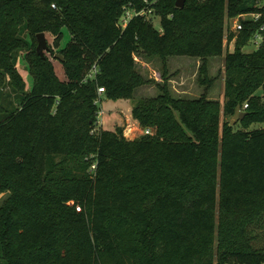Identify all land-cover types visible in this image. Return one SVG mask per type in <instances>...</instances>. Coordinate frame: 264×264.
I'll use <instances>...</instances> for the list:
<instances>
[{"label":"trees","instance_id":"trees-1","mask_svg":"<svg viewBox=\"0 0 264 264\" xmlns=\"http://www.w3.org/2000/svg\"><path fill=\"white\" fill-rule=\"evenodd\" d=\"M257 1L0 0L1 264H264V45L243 49L264 25ZM127 8L146 13L123 27ZM259 11L230 31L228 18ZM226 29L224 115L246 112L234 125L208 96ZM41 32L65 81L37 51ZM137 55L162 59L164 83L132 111L154 134L130 139L99 125V99L134 100L150 82ZM175 56L201 58L200 97L172 94Z\"/></svg>","mask_w":264,"mask_h":264},{"label":"rangeland","instance_id":"rangeland-1","mask_svg":"<svg viewBox=\"0 0 264 264\" xmlns=\"http://www.w3.org/2000/svg\"><path fill=\"white\" fill-rule=\"evenodd\" d=\"M236 17L228 18L227 25H229V29L231 32H236L234 29L236 23ZM154 24L160 28V18L157 16H153ZM228 28V27H227ZM229 31L225 30V48L222 56L211 57L208 60V71L211 77H215L216 81L213 84L210 92L208 93L209 98L213 100H219L222 103V111H221V120L222 123L224 121L232 122L233 117L224 115V102H225V68H226V53L228 51H233L235 49V39L232 42H229ZM49 44H53V38L51 35H48ZM71 39V34L68 27L64 28V37L61 42V47H65ZM51 46V45H50ZM253 43L249 42L247 46H244V51H253L256 49ZM51 56V60L54 63L55 72L60 77L62 81L66 80V69L64 67L63 62L58 59L55 54L51 55L50 52H46ZM59 53V52H57ZM137 62V68L142 73V75L150 80L149 83L139 87L136 90V94L133 99H108L104 98L103 102L100 103V108L102 112H99L98 120L99 125L104 129L116 130L117 128H121L124 131V135L127 138H137L143 134H154V130L151 128H145L141 126V124L134 118L132 111L135 105V100L140 98H150L158 96L160 93L159 84L164 83L162 79L163 74V62L159 56H142L137 55L135 57ZM202 60L199 57H189V56H175L168 58L169 64V81L168 84L170 89L174 92L172 94L175 97H190L195 98L199 97L204 92V85H201L198 77L200 73V66L202 64ZM19 69V67H18ZM20 70L26 80L27 89H31L34 87L35 82L33 76L30 74L29 69L27 68V64L24 59L21 57L20 59ZM19 70V71H20ZM20 71V72H21ZM179 89L181 93H177L175 89ZM6 91H10L6 89ZM184 91V92H183ZM7 103V102H6ZM150 132H147V130ZM11 195V190H1L0 191V209L5 205L9 196ZM1 250V247H0ZM1 264V263H0Z\"/></svg>","mask_w":264,"mask_h":264},{"label":"built area","instance_id":"built-area-1","mask_svg":"<svg viewBox=\"0 0 264 264\" xmlns=\"http://www.w3.org/2000/svg\"><path fill=\"white\" fill-rule=\"evenodd\" d=\"M257 5H260L262 8H264V0H258L257 1ZM146 11L142 10V11H135V10H131L129 8L126 9V11L123 13L121 19H120V24L125 27L127 26V24L129 23V21L137 15H143L145 14ZM262 12H250V13H242L239 14L236 18V23L234 26V29L236 30V32H240L245 28V21L247 20H252L254 22H257L260 20V18L262 17ZM229 31V29H228ZM251 43H253L256 47V49H259L262 45H264V25H262V27H260V29H258L253 37L250 40ZM255 49V50H256ZM97 68H94V70L91 72L90 76H93L94 73H96ZM105 92V88L100 87L99 88V93L102 95ZM101 102V98L99 99V103ZM248 107V104L245 105V108ZM102 112V111H100ZM147 132H150V130L148 129ZM95 167V166H94Z\"/></svg>","mask_w":264,"mask_h":264},{"label":"water","instance_id":"water-1","mask_svg":"<svg viewBox=\"0 0 264 264\" xmlns=\"http://www.w3.org/2000/svg\"><path fill=\"white\" fill-rule=\"evenodd\" d=\"M186 4V0H177L176 5L177 7L183 8ZM37 51L41 56H45L46 52H49L51 50V46L48 41L47 34L45 32H41L37 34ZM55 56L60 59L61 61L64 60V56L61 53H56ZM246 112L242 110L241 106L239 105L237 107L236 113L232 119V124H236V122L239 120L240 117H242Z\"/></svg>","mask_w":264,"mask_h":264},{"label":"crops","instance_id":"crops-1","mask_svg":"<svg viewBox=\"0 0 264 264\" xmlns=\"http://www.w3.org/2000/svg\"><path fill=\"white\" fill-rule=\"evenodd\" d=\"M21 59V58H20ZM18 67H19V70H20V60H19V64H18ZM21 71V70H20ZM21 73H22V71H21ZM175 89V88H174ZM176 90V92L179 94V93H181V91L179 90V89H175ZM171 92H174L172 89H171ZM184 92V91H183ZM175 93V92H174ZM136 94V93H135ZM200 97V96H199ZM105 97H103L102 99H101V103L104 101L103 99H104ZM182 98H184V97H182ZM185 98H190V97H185ZM195 98H198V97H195ZM102 110V109H101Z\"/></svg>","mask_w":264,"mask_h":264}]
</instances>
